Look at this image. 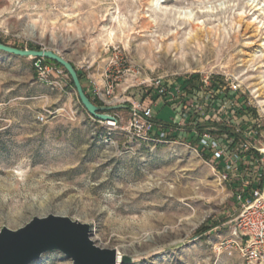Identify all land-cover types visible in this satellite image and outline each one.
Returning a JSON list of instances; mask_svg holds the SVG:
<instances>
[{"label":"rangeland","instance_id":"obj_1","mask_svg":"<svg viewBox=\"0 0 264 264\" xmlns=\"http://www.w3.org/2000/svg\"><path fill=\"white\" fill-rule=\"evenodd\" d=\"M0 41L58 53L110 107L147 105L154 88L143 83L156 78L181 88L191 110L236 88L247 115L237 103L233 125L202 132L261 125L253 144L264 149V0H0ZM70 92L64 100L43 85L33 58L0 51V231L63 216L88 225L120 264H248L233 242L236 187L187 142L196 121L160 106L157 119L178 136L139 141L130 109L101 121ZM33 264L73 262L54 251Z\"/></svg>","mask_w":264,"mask_h":264},{"label":"built area","instance_id":"obj_2","mask_svg":"<svg viewBox=\"0 0 264 264\" xmlns=\"http://www.w3.org/2000/svg\"><path fill=\"white\" fill-rule=\"evenodd\" d=\"M33 67L43 85L53 91L68 92L71 77L64 68L46 63L45 58H33ZM143 84H151L154 96H150L152 99H149L147 105L134 104L130 109L129 129L139 141L169 142L171 138H175L179 130V127L172 123L156 120L154 98L163 102L172 101V105L179 109V115L182 114L191 122L212 118L216 123L233 125L237 102L224 100L218 106H213L210 93L205 99L194 100L191 110L183 104L189 97L181 88L172 90L162 78L147 80ZM112 88L113 86L110 87ZM230 91L236 94L238 89L231 88ZM111 93L112 91L108 92ZM186 115H189L188 118ZM39 121L47 123L48 118L41 115ZM261 128V125L252 127L250 124L238 139L228 135L219 136L214 133L213 128L202 133L192 131L187 137L190 146H192L190 138H196L197 150H201L207 157L209 165L218 173L219 179L236 187L238 212L232 221L233 242L248 264H264V149L253 144V141L260 139ZM242 129L235 130L239 134ZM260 146L264 147L262 143Z\"/></svg>","mask_w":264,"mask_h":264},{"label":"water","instance_id":"obj_3","mask_svg":"<svg viewBox=\"0 0 264 264\" xmlns=\"http://www.w3.org/2000/svg\"><path fill=\"white\" fill-rule=\"evenodd\" d=\"M0 51L19 57L45 58L67 71L71 77L79 100L85 110L101 121H117L108 113L127 106H97L86 95L77 70L72 63L51 50H21L0 42ZM90 227L68 217L49 215L35 217L29 224L18 230L4 227L0 231V264H33L44 254L59 251L73 264H118L116 250L96 247L89 239ZM128 262L127 258L123 263Z\"/></svg>","mask_w":264,"mask_h":264},{"label":"trees","instance_id":"obj_4","mask_svg":"<svg viewBox=\"0 0 264 264\" xmlns=\"http://www.w3.org/2000/svg\"><path fill=\"white\" fill-rule=\"evenodd\" d=\"M0 42H1V41H0ZM37 50H40V49L37 48ZM46 63H52V64H56V65L62 67L61 65H59V64H57V63H55V62H53V61H51V60H46ZM62 68H64V67H62ZM77 72H78V71H77ZM78 75H79L80 82H81V84H82L83 87H84L86 76H85L83 73H79V72H78ZM182 85H183V87H184V90H187V89H188V88L186 87V86H187V83H184V84H182ZM71 87H72L73 89H75V86H74V83H73L72 79H71ZM193 90H194V89L191 88V89L188 90V92H189V93L191 92V94H192ZM84 91L86 92V95L90 98V100H91L95 105H97V106H104L103 103H102L98 98H95L90 92L86 91V90H85V87H84ZM232 98H234V99L237 100L238 106L240 105V107L238 108V112H239L238 115H242V114H244V116H246L247 114L244 113V112L247 111V108L244 106V105H245V104H244L245 101H244V99H243V96L238 97V94H237V93L234 94V93H232L230 90H227V91H226V93H225V95H224L223 98H218V99H217V97H213V98H211V104H212L213 106H218V104H219L221 101H224V99L229 100V99H232ZM220 99H221V100H220ZM127 109H131V106L128 105ZM197 118H198V117H197ZM198 120H199V119H198ZM198 120H195V121L197 122L196 126H197L198 131L201 132V133H202V131L204 130V128L206 127L205 124H207V125H212V126H214V127H215V124H217L212 118H209V119H207V120H203V121H198ZM117 122H118V121H117ZM214 133H215V131H214ZM218 133H220V135H222V136H224V135H228V136H231V137H237V139H238V138H241L240 135L235 136V134H236L235 130H233V128H232V129H231V128H228V126H219V131H218ZM177 136H178V135H176L175 138H176ZM192 141H193L192 144H194V145L197 144V140H195L194 137L192 138ZM208 228H211V227H208Z\"/></svg>","mask_w":264,"mask_h":264},{"label":"crops","instance_id":"obj_5","mask_svg":"<svg viewBox=\"0 0 264 264\" xmlns=\"http://www.w3.org/2000/svg\"><path fill=\"white\" fill-rule=\"evenodd\" d=\"M84 87H85V86H84ZM70 89H72L71 86L68 88V92H63V93H62V92L57 91L58 94L60 95L59 97H61V98H63L64 100H66L65 98H67V95H68V96L71 95ZM86 89H87L88 92H90V93L92 94V88H86ZM171 102H172V101H168V102H163V101H160V100L157 101V103H156V108H155V113H154V116H155L156 120H158V119H157V113H156V110L159 109L160 106H162V107H169V108H171L173 111H174V110H178L177 106L172 105ZM157 104H158V106H157ZM157 107H158V108H157ZM174 113H175V112H174ZM172 118H174V117H171V119H172ZM158 121H160V120H158ZM168 123H169V122H168ZM177 135H178V134H177ZM193 136H195V135H193ZM194 138H195V137H194Z\"/></svg>","mask_w":264,"mask_h":264},{"label":"bare ground","instance_id":"obj_6","mask_svg":"<svg viewBox=\"0 0 264 264\" xmlns=\"http://www.w3.org/2000/svg\"><path fill=\"white\" fill-rule=\"evenodd\" d=\"M108 125H109V126H111L112 124H108ZM120 260H121V257L119 256V257H118V264H120V263H121V261H120Z\"/></svg>","mask_w":264,"mask_h":264}]
</instances>
